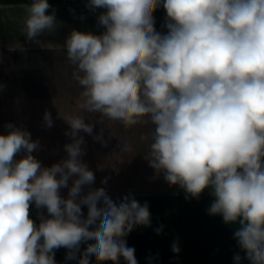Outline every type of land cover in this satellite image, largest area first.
Here are the masks:
<instances>
[{"label": "clouds", "instance_id": "1", "mask_svg": "<svg viewBox=\"0 0 264 264\" xmlns=\"http://www.w3.org/2000/svg\"><path fill=\"white\" fill-rule=\"evenodd\" d=\"M161 2L88 0L91 11L106 9L97 21L105 31L72 30L62 46L82 89L79 108L125 126L153 125L149 166L186 199L211 189L208 214L238 224L234 238L247 260L264 264V0H163L164 35L152 15ZM49 8L48 0L25 5L22 30L50 50L52 43L36 39L58 26ZM16 49L23 51L17 42L9 46ZM63 119L72 142L64 146L67 158L50 167L33 155L40 144L26 129L9 123L11 131L0 135V264H57L54 250L61 247L75 260L88 241L79 264L90 257L138 264L125 237L150 226L149 205L131 194L116 203L103 187L84 194L95 176L81 160L85 141L78 133L91 135L94 126L83 116ZM43 120L52 126L49 112ZM93 139L106 144L102 135ZM129 151L122 144L121 152ZM62 188H69L67 198ZM33 203L48 213L38 226L29 215ZM171 250L179 253L178 242ZM241 259L234 257L236 264Z\"/></svg>", "mask_w": 264, "mask_h": 264}, {"label": "crops", "instance_id": "2", "mask_svg": "<svg viewBox=\"0 0 264 264\" xmlns=\"http://www.w3.org/2000/svg\"><path fill=\"white\" fill-rule=\"evenodd\" d=\"M87 3H49L50 8L46 10V14H52L53 10L57 14V8L67 12V7H64L66 5L81 7L83 10L79 11L80 14L84 13L88 18V28L84 31L100 35L105 31L102 29L104 27L91 24L89 19H98L106 9L97 8L95 11H91L86 7ZM22 5L29 4L0 5L12 7L13 13H11L10 20L12 32L9 44L13 45L17 42L23 49V51L20 49L9 51L7 46L0 47V135H6L11 131L6 127L9 123L26 129L31 134V139L39 141L40 144L39 150L35 151L33 155L41 162L42 166L50 167L67 158L64 146L72 142L71 138L65 135V132L69 130V125L63 117L83 116L85 122L92 123L94 127L91 135L83 131L78 133L80 136L88 135L90 137L86 147L82 145V148L86 149V153L81 157V160L93 171L95 176L93 184L83 186L84 194L89 190L101 187L106 189L111 199H123L129 194L138 200L181 194L184 190L179 186L175 188L166 183L165 188L159 189L151 185L149 179L154 180L157 175L161 174H157L144 159V155H147L150 150L152 141L148 135L152 133L153 125L148 123L125 126L122 122L110 120L98 113L82 111L78 104L80 95H62L55 92V90H59L55 86L61 83L59 82L60 58L65 53L57 45L64 44L70 32L77 30V23L73 25V19H71L72 23L70 22V24L59 23L52 33L47 31L41 33L36 38L37 40L44 44H53L50 50L42 48L39 43L27 40L22 30L23 16L17 20L21 26H18L15 21L14 15L21 12L17 6ZM23 9L25 10V8ZM74 11L76 10L72 8L69 16H77L78 13H74ZM152 15L155 20V30L162 35L167 34V28L164 26L166 11L163 8V0ZM45 112L51 114L53 121L51 127L45 125L43 120ZM108 134L124 135V140L106 141V144H101L100 141L93 139L96 135ZM142 136H147L145 142H141ZM125 143L131 147V151L126 153L121 152L122 144ZM24 155L23 152L18 153L15 159L19 160ZM105 179L106 183H101ZM71 184L72 180L70 179L69 188ZM69 188L60 190L62 197L67 198ZM34 207V203L30 205L29 215L38 226L41 215L48 218V213L44 208L34 211Z\"/></svg>", "mask_w": 264, "mask_h": 264}, {"label": "trees", "instance_id": "3", "mask_svg": "<svg viewBox=\"0 0 264 264\" xmlns=\"http://www.w3.org/2000/svg\"><path fill=\"white\" fill-rule=\"evenodd\" d=\"M31 2L32 0H0V5H20ZM78 2H88V0H48V3L59 4ZM206 190L214 201L211 189ZM162 198L170 200L168 208L171 212L169 228L171 243L167 242L165 246L160 248L162 251L160 250L161 256L158 258L146 255L135 256L138 264H236L234 260L236 255L241 256V264H250L246 258V253L234 238L238 224H225L222 216L208 214L207 209L213 202L207 204L190 202L185 198L184 191L179 195L163 196ZM149 199L147 198V200ZM112 200L116 203L123 201V199ZM92 242L81 243L80 251L77 252V259L75 260L66 259L68 249L64 247L54 250V259L57 264H79L80 253L87 248L88 243ZM160 242L164 245L163 241ZM174 242L179 244L180 251L178 254L171 250V245ZM129 245L130 243H127V246ZM89 259L90 264H97L94 257ZM106 264H112V262L109 261ZM119 264H126V262L120 258Z\"/></svg>", "mask_w": 264, "mask_h": 264}, {"label": "rangeland", "instance_id": "4", "mask_svg": "<svg viewBox=\"0 0 264 264\" xmlns=\"http://www.w3.org/2000/svg\"><path fill=\"white\" fill-rule=\"evenodd\" d=\"M64 7H67L66 9L67 12L60 11V9L58 8L56 9L57 14L55 13V16H56L57 25H59V23H61L62 25L70 24L71 22L70 20L73 19V25L77 23V31L85 32L84 30L88 28V24H87L88 18L86 17L84 13L80 14L81 12H79V11H82L83 8L81 9V7H76V6L70 7V5L68 6L66 5ZM11 8L12 7L10 6H0V47H4V46L9 47L11 45L9 44L11 43L10 33L12 32L11 31L12 24L10 20L12 17L11 13L13 12ZM17 8H19L21 12L19 14L14 15L15 21H17L18 18L22 16L24 18L26 15L25 10L23 9L25 8V5L17 6ZM72 8L76 10L74 11V13H78L77 16H73V17L69 16V12ZM89 21L91 22V24L99 27V24L97 22L98 19L93 18V19H89ZM18 22L19 21H17L18 26H21ZM100 27L102 26L100 25ZM22 29H23V26H22ZM102 29L104 30L105 28H102ZM60 44H61L60 49L64 50L65 53L63 54V51H62L63 55H61V58H60L61 70L59 72V82L61 83L55 86L56 89H59V90H55V92L62 94V95H69V94L80 95L82 89L80 88L78 83L73 79V76H72V73L75 70V68L67 60L66 50L62 47L64 44L63 43H60ZM82 137L84 138V141H85V144L83 146L86 147L87 141L89 142L90 137H88V135H82ZM148 137L150 139L151 134H149ZM102 138L104 141H109V142H115V141H120V140L123 141L124 135L108 134V135H103ZM141 142H145V139L141 140ZM84 150L86 153L85 148ZM149 180H151V183H152L151 185L159 189L165 188L164 185L167 183L162 173L160 175H157L154 180L152 178ZM173 186L175 188L176 186L178 187V185H173ZM162 197L161 198L159 197L150 198L149 200L147 199L137 200L141 205H143L145 202H147V204L149 205V211L151 214V224L148 227L136 226L134 230L131 233H129V236L125 237L126 243H130L129 247H133L135 249L136 257L137 255L139 256L146 255L148 257L152 256L154 258H158L161 256L162 250L160 248L162 246H165V244H167V242L169 243L171 240V234H170V229H169L171 225V222H170L171 212L169 211V208H168L170 200H168V198H162ZM187 200L190 202L198 203V204H207V203L213 202L212 198L208 195V191L206 189L201 193L199 198L189 197ZM81 207H82L83 217H85L86 216V206L82 205ZM33 209L34 211L37 210L36 207H34ZM35 213L38 214V212H35ZM161 226H163V229H162L161 234L158 235L156 232V229L160 228ZM160 241H163L164 245H162V242ZM156 242H160V243H156Z\"/></svg>", "mask_w": 264, "mask_h": 264}]
</instances>
